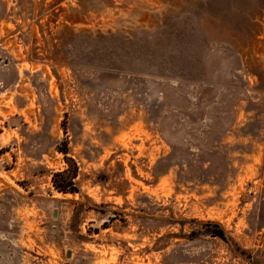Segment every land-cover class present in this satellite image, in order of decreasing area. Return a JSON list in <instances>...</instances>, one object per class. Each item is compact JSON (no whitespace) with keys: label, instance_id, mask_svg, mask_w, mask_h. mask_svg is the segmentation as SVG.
<instances>
[{"label":"rangeland","instance_id":"obj_1","mask_svg":"<svg viewBox=\"0 0 264 264\" xmlns=\"http://www.w3.org/2000/svg\"><path fill=\"white\" fill-rule=\"evenodd\" d=\"M0 264H264V0H0Z\"/></svg>","mask_w":264,"mask_h":264},{"label":"trees","instance_id":"obj_2","mask_svg":"<svg viewBox=\"0 0 264 264\" xmlns=\"http://www.w3.org/2000/svg\"><path fill=\"white\" fill-rule=\"evenodd\" d=\"M61 146H58V151L62 152L64 158L67 162L71 161L72 159L67 156L68 154V147L65 141L60 143ZM76 171L71 172L70 168H66L62 171H58L53 173L52 175V185L54 190L59 193H77L79 192L78 188L76 187ZM213 235L218 236L220 238H225L224 233L221 230L213 231Z\"/></svg>","mask_w":264,"mask_h":264}]
</instances>
